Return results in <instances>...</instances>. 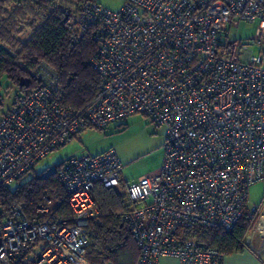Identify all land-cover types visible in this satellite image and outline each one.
I'll return each mask as SVG.
<instances>
[{"label":"built area","instance_id":"built-area-1","mask_svg":"<svg viewBox=\"0 0 264 264\" xmlns=\"http://www.w3.org/2000/svg\"><path fill=\"white\" fill-rule=\"evenodd\" d=\"M240 22H256V57L244 46L241 59L224 41ZM64 26L74 37L92 31L101 89L84 108H67L57 74L39 64L37 87L0 118V190L86 129L140 114L165 138L161 167L125 186L130 206L119 221L136 264H223L186 233L230 232L245 210L257 216L251 237L264 238V211L248 206L249 188L264 182V0H125L115 12L86 1ZM122 170L112 148L64 160L56 177L71 216H57L53 198L30 216L13 205L0 223V264H89L87 229L100 215L91 190L118 188Z\"/></svg>","mask_w":264,"mask_h":264},{"label":"trees","instance_id":"trees-1","mask_svg":"<svg viewBox=\"0 0 264 264\" xmlns=\"http://www.w3.org/2000/svg\"><path fill=\"white\" fill-rule=\"evenodd\" d=\"M32 1L39 10V25L33 28L26 43L14 42L11 38L15 29L13 22L4 23L9 31H6L5 25H0V44L12 50L9 52L0 47V79L5 77L19 92L15 102L37 87L33 72L39 64H46L57 74L63 106L80 110L101 89V78L90 66L96 44L91 30L74 37L65 29L64 22L84 2L92 0ZM61 164H57L48 174L34 175L23 183L18 181L14 187L0 190V223L13 205L22 207L25 214L30 216L46 198L59 202L57 216L69 218L71 212L66 196L56 177ZM91 196L100 215L98 222L87 229L88 263L136 264L138 248L128 228L119 221V215L130 206L124 204L126 196L98 183L94 184ZM256 221L257 218L245 210L230 232L202 228L187 232L186 237L194 238L202 247L216 249L224 256L231 255L244 250L245 240L253 231Z\"/></svg>","mask_w":264,"mask_h":264},{"label":"rangeland","instance_id":"rangeland-1","mask_svg":"<svg viewBox=\"0 0 264 264\" xmlns=\"http://www.w3.org/2000/svg\"><path fill=\"white\" fill-rule=\"evenodd\" d=\"M92 1L115 12L122 7L125 0ZM0 11V25L13 22L15 29L11 33V38L14 42L26 43L32 35L33 28L39 25V10L32 0H0ZM5 28L6 31L10 30L8 26ZM255 31L256 22H240L237 26H231L227 30L224 41L235 44L236 55L239 54L241 59H244L242 50L244 46L251 51V56L256 57L260 54L261 49L251 43ZM0 47L12 52L9 47L2 44ZM262 68L264 69V54ZM18 93L17 89L5 77L0 79V118L11 107ZM164 138L165 129L155 128L148 118L140 114L116 121L103 130L86 129L68 144L56 149L39 161L32 171L19 180V183L29 180L34 175L52 172L57 164L71 156L97 155L112 148L117 152L123 166V183L114 190L126 196L125 186L122 185L136 181L141 176L154 173L161 167L164 159ZM248 202V206L259 205L261 211H264V182L256 183L249 188ZM124 204L129 205L126 197H124ZM254 217L257 218V216ZM251 233L248 237H251Z\"/></svg>","mask_w":264,"mask_h":264},{"label":"crops","instance_id":"crops-1","mask_svg":"<svg viewBox=\"0 0 264 264\" xmlns=\"http://www.w3.org/2000/svg\"><path fill=\"white\" fill-rule=\"evenodd\" d=\"M128 204L130 203L128 202ZM245 244L246 247L243 251L224 256L223 264H264V238L249 236L245 240ZM157 264H179V261L167 258L160 259Z\"/></svg>","mask_w":264,"mask_h":264}]
</instances>
